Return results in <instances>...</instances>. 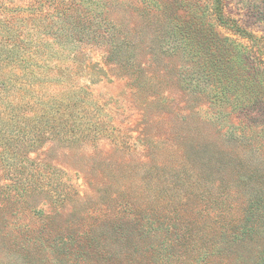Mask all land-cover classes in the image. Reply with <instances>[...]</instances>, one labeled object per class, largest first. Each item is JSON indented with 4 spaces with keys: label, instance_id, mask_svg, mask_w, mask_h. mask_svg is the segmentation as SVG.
Listing matches in <instances>:
<instances>
[{
    "label": "rangeland",
    "instance_id": "1",
    "mask_svg": "<svg viewBox=\"0 0 264 264\" xmlns=\"http://www.w3.org/2000/svg\"><path fill=\"white\" fill-rule=\"evenodd\" d=\"M0 264H264V0H0Z\"/></svg>",
    "mask_w": 264,
    "mask_h": 264
}]
</instances>
